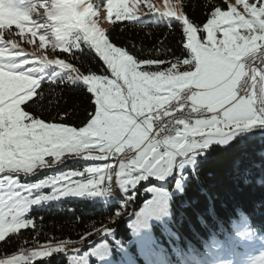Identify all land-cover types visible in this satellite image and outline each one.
Segmentation results:
<instances>
[{
  "label": "snow or ice",
  "instance_id": "obj_1",
  "mask_svg": "<svg viewBox=\"0 0 264 264\" xmlns=\"http://www.w3.org/2000/svg\"><path fill=\"white\" fill-rule=\"evenodd\" d=\"M129 2L41 0L39 8L43 12L38 15H43L46 22L33 21L31 27H25L32 13L20 7L24 0H0V29L14 25L21 33L31 32L33 36L38 34L36 29H49L54 40L67 42L59 48L53 45L54 51L58 49L71 56L73 51L82 50L83 45L103 65V70L97 72L88 65H78L61 57L52 61L25 58L28 54L11 41L0 46V173L31 174L45 146L53 148L56 162L65 154L105 161L98 167H86L49 183L70 184L61 195L93 197L110 194L113 189L105 185L114 184L124 199L111 221L135 200L141 182L150 178L163 180L171 175L172 161L177 155L212 142L227 143L235 133L264 126V0H224L226 8L215 0H175V3L164 0L163 5L155 7L145 3L147 11L140 16L134 11L137 0H132V7ZM101 7L113 23L133 22L145 16L162 17L165 28L179 35V54L164 43L168 33L147 53L132 40L119 43L110 38L112 30L98 26V20L104 17L99 12ZM198 7L207 13L202 23L189 14ZM169 21L175 22V28ZM146 35L151 36V31ZM46 37L39 34L43 47ZM48 67L54 71L47 77L37 75ZM44 84L48 85L46 90ZM77 84L84 85L90 109L80 125L68 122L70 112L49 121L29 110L43 103L49 108L58 106L64 89H72ZM178 113L197 118L191 123L175 120L181 126L175 134L158 138L163 125L157 129L154 122ZM197 138H204V143H197ZM165 160L170 166L164 175H159L154 170ZM113 169L114 172L109 171ZM85 175L96 178L73 180ZM143 191L154 193V199L168 195L154 187ZM151 203L145 201L137 215ZM154 218L159 220L160 216ZM33 224L27 221L16 230ZM87 227L90 231L79 240L64 241L58 246L48 242L29 250L23 254V264H33L37 256H46L48 252H62L67 244L82 245L93 234L112 236L114 231L103 224L96 227L94 222ZM129 227L133 239L115 240L117 249L126 252L135 243L143 264H171L168 250L155 238L144 235L151 230L148 223ZM4 236L5 232L0 231V238ZM75 250L79 251V247ZM112 251L107 242L96 243L84 253L82 264H90L89 258L108 260ZM171 254L181 259L178 244L171 247ZM0 264L21 262L7 259L0 260ZM131 264L137 262L131 261Z\"/></svg>",
  "mask_w": 264,
  "mask_h": 264
},
{
  "label": "trees",
  "instance_id": "obj_2",
  "mask_svg": "<svg viewBox=\"0 0 264 264\" xmlns=\"http://www.w3.org/2000/svg\"><path fill=\"white\" fill-rule=\"evenodd\" d=\"M215 2L226 8L224 0ZM33 3L34 0H25L24 9L28 11ZM189 14L198 23H202L207 15L199 7ZM151 18L152 16H147L133 22L112 21L108 28L112 30L110 38L119 43L132 40L147 53L168 33L164 43L179 54L178 33L169 32L165 28V21L159 17L156 21ZM30 21L27 22L29 26L32 25ZM168 23H172L175 28V22ZM144 24L151 26L145 27ZM3 31L5 29H0V46L8 44L3 39L6 37ZM149 31L151 36L146 35ZM57 44L59 47L63 45L61 41H57ZM68 46L71 48L70 43ZM50 47L52 49L53 46ZM81 47L82 50L73 51L71 56L58 49H52L50 54L53 60L61 57L78 65H88L93 71H102L101 62L89 49L83 48V45ZM29 50L27 52L31 51ZM52 71L54 69L48 67L37 75L47 77ZM62 77L63 74L60 78ZM83 87L84 85L77 84L72 89L65 88L58 106L49 108L47 103H43L31 106L29 110L39 118L49 121L58 119L61 113L70 112L71 115L66 118L68 122L73 126L80 125L90 110ZM47 88L48 85L44 84V89ZM185 175L181 193L170 196L169 221L166 226L153 225L151 237L168 250L171 264H241L239 258L242 248L247 247L246 253H250L246 241H255L260 237L264 239V137L255 132H245L227 146L211 145L197 156L193 169H188ZM173 180L172 177L168 182L169 191L172 190ZM148 182L161 185V182L154 179ZM144 185L145 183L136 189L135 200L124 207L115 221H111V217L120 210L121 201L118 199L103 203L83 197L31 207L24 217L26 221H33V226L21 228L1 239L0 258L23 255L48 242L58 246L64 241L79 240L85 232L90 231L87 225L93 222L96 227L103 224L114 229V241H129L131 236L128 222L141 204L150 198V194L142 190ZM87 239L92 243L89 244ZM87 239L82 245L67 244L62 252H51L49 256L36 258L33 264H69V255L80 257L90 247L104 240L112 246L114 263H122L121 251L110 240V236L93 234ZM175 244L181 249L180 260L171 254V247ZM77 247L79 251L75 250ZM258 250L261 247L256 248L254 253ZM127 252L129 260L125 264H131V261L143 264L135 244L130 245ZM91 264L96 262L93 260Z\"/></svg>",
  "mask_w": 264,
  "mask_h": 264
},
{
  "label": "rangeland",
  "instance_id": "obj_3",
  "mask_svg": "<svg viewBox=\"0 0 264 264\" xmlns=\"http://www.w3.org/2000/svg\"><path fill=\"white\" fill-rule=\"evenodd\" d=\"M48 2H50V0H48ZM88 2L96 3L97 0H88ZM100 2L102 3V0H100ZM170 2L175 3V0H170ZM232 2H234V0H232ZM40 3L41 0H34L33 3L34 5L30 6L28 10L30 13H32L30 22L35 21L41 24L46 22V19L43 15H38V13L43 12V9L39 8ZM145 3H150L155 7V6L163 5L164 0H137V5L134 8V11L136 12L137 16H140L142 13L147 11V9L144 7ZM24 6H25V0L24 3L20 5V7L23 10H25ZM129 7H132V0H130L129 2ZM99 12H103L104 17L103 19L98 20V26L101 27L102 29H108L112 21H109L107 19L106 9L101 7L99 9ZM145 17H141L140 19H144ZM157 18H158L157 16H152L151 19L156 21ZM159 18L164 20L162 17ZM27 22L25 23V27H31L27 24ZM3 29H5V31H3L5 33L4 36H6L3 39L8 42L9 41L14 42L15 45L18 44L16 45V47L22 49L24 53L28 54V57L25 58H36L40 61H44L45 59L53 60L50 54L53 47L51 49L50 46L55 45L58 48L59 44H57V41L53 39L49 29H36L37 33L43 32L44 35H47L48 39L46 37L45 47H43L39 41V33L36 36H33L31 32L21 33V31L17 29L14 25L7 28L5 27ZM61 42L62 44L66 43V41L63 40H61ZM8 46L11 47V45ZM27 50H29L30 52H27ZM233 139L231 138L229 142L223 143L221 146H227L231 141H233ZM79 161L83 163L81 164L76 163ZM184 162L185 164L181 163L175 173L174 168L176 166V161L175 159H173L172 161L173 171L171 175L165 176L163 180H157L158 182H161L160 186L149 183L148 181L151 178L147 182H141V184L145 183V185L142 187V190L147 189L148 187H154L160 190L161 192H167L168 195L167 197L164 198L154 199V195H155L154 193L143 191L150 194V198L146 201H152V203L148 205L147 210H145L141 215L138 216L137 213L141 212V209H143L145 206V202L142 203L140 208L137 209V211L134 213L133 218L128 222V226L130 224L135 226L137 223H145V222L150 225V229L153 225L156 224H159L161 226H166L167 222L170 219V196L181 193L183 188V183L186 178L185 172L193 167V164L187 161ZM104 163L105 161L84 160L67 154H65L59 162H56L54 159L53 148L51 146H45L44 150L40 153L39 159L37 160V167L35 171H33L31 174H26L23 172L0 173V231H4L5 236L8 235L9 233L16 232L17 231L16 229L20 227V225L27 222L24 216L33 206H40L49 203H59L62 200L75 199V198L78 199L83 197H87L93 201H101L103 203H108L111 199L105 200L103 199L102 196L100 197H93L88 195L76 196L71 194L61 195L60 194L61 191H67L69 187H71V185L61 182V184L63 185V187H61V184L53 185L49 183L50 181H53L56 178L69 176L73 172L83 171L86 167H91V166L98 167ZM169 166H170L169 162L165 160L162 161L154 171L159 175H164V173L167 171ZM172 177L174 178L173 187L172 190L169 191L168 182ZM90 178L92 179L93 176L89 177L85 175L83 177H73V180H87ZM177 181H179V188H177ZM140 185H138L137 189H139ZM54 189H56V191H54ZM44 197H48V199H44ZM36 200H38L39 203H33V201ZM149 212H151L152 215H149ZM165 212L167 213L166 215L164 214ZM155 215H159L160 219L159 220L155 219L154 218ZM144 235L152 236L151 230L150 232L145 233ZM130 236H131V229H130ZM4 237L0 238V240L3 239ZM132 239L133 238L131 236L130 240ZM257 239L258 240L255 241L252 240L246 241L250 253H246L247 247L242 248L243 252L239 258L241 264H253L254 261L256 262V264H264V259H262V257H264V239H262L261 237ZM110 240L114 241L112 236H110ZM101 242H107V241L104 240ZM107 243L110 245L109 242ZM258 247H261V250H258L256 253H254L255 249ZM43 250L47 251V249H43ZM84 253L80 257L69 255L68 256L69 264H82L81 258L83 257ZM120 253H121L120 260L122 262L121 264L127 263V261L129 260L128 252L121 251ZM50 254L51 252H48V255L46 256H49ZM41 257L43 258L45 256H37V258H41ZM7 259L19 260L21 263H23L22 254H16L10 257L0 258V260H7ZM89 260H90V264L91 261L93 260L96 262V264H115L113 255L111 256L110 259L105 261H97L94 258L92 259L89 258Z\"/></svg>",
  "mask_w": 264,
  "mask_h": 264
},
{
  "label": "built area",
  "instance_id": "obj_4",
  "mask_svg": "<svg viewBox=\"0 0 264 264\" xmlns=\"http://www.w3.org/2000/svg\"><path fill=\"white\" fill-rule=\"evenodd\" d=\"M194 118H197V117L192 116V115H190L188 113H178L177 115L173 116V118L170 119V120L160 121L159 123H154L155 127L157 129L161 128V126L163 125V131L160 132V136L158 138H162L165 135L171 136V135L175 134L176 130L181 127L180 125H178V124H176L174 122L175 120H177V119H185L187 122L191 123L192 119H194ZM259 130L264 131V126H261L259 128ZM161 151H163V148L161 149ZM125 158H127V154H126ZM109 171L110 172H114V169L113 170H109ZM105 186L106 187H110V188L113 189V191L110 194H108V195H115L116 194L117 189H116L114 184H112V185H107L106 184Z\"/></svg>",
  "mask_w": 264,
  "mask_h": 264
},
{
  "label": "crops",
  "instance_id": "obj_5",
  "mask_svg": "<svg viewBox=\"0 0 264 264\" xmlns=\"http://www.w3.org/2000/svg\"><path fill=\"white\" fill-rule=\"evenodd\" d=\"M259 126H256V127H254V128H252V129H250V130H248V131H244V132H238V133H235V134H233L232 135V139L233 138H236L237 136H239L240 134H242V133H245V132H253V131H255L257 128H258ZM230 140H228V142H229ZM197 143H199V144H203L204 143V138H200L198 141H197ZM222 145L223 143H218V142H212V143H210V144H207L206 146H201V147H197V148H195L193 151H187V152H185L184 153V156L186 157L183 161H180L178 158H177V156L175 157V161H176V166H175V168H174V172L176 173V171H177V168L179 167V165L181 164V163H184L185 164V162L184 161H187V162H189V163H191V164H194V160L192 159V158H190L191 156H193V155H197V154H200V153H202L203 151H205L207 148H209L211 145ZM174 173V174H175Z\"/></svg>",
  "mask_w": 264,
  "mask_h": 264
},
{
  "label": "water",
  "instance_id": "obj_6",
  "mask_svg": "<svg viewBox=\"0 0 264 264\" xmlns=\"http://www.w3.org/2000/svg\"><path fill=\"white\" fill-rule=\"evenodd\" d=\"M258 136L264 137V132L262 131H257L255 132Z\"/></svg>",
  "mask_w": 264,
  "mask_h": 264
},
{
  "label": "bare ground",
  "instance_id": "obj_7",
  "mask_svg": "<svg viewBox=\"0 0 264 264\" xmlns=\"http://www.w3.org/2000/svg\"><path fill=\"white\" fill-rule=\"evenodd\" d=\"M173 117H171V118H168V119H165V120H162V121H166V120H170V119H172ZM160 121H158V122H154V123H159ZM116 195V194H115ZM108 196H110V195H106L105 197H108Z\"/></svg>",
  "mask_w": 264,
  "mask_h": 264
}]
</instances>
